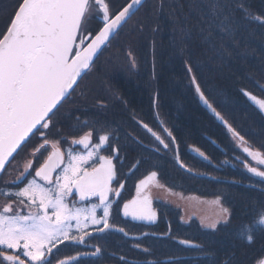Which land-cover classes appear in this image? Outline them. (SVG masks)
<instances>
[{"label":"trees","instance_id":"1","mask_svg":"<svg viewBox=\"0 0 264 264\" xmlns=\"http://www.w3.org/2000/svg\"><path fill=\"white\" fill-rule=\"evenodd\" d=\"M16 4L0 0V20L5 7L13 14ZM224 16L231 34L218 27ZM252 17L264 18V0H148L101 53L89 80L82 79L45 131L64 148L84 129L93 131L94 143L99 135H110L111 148L105 145L101 154L113 157L117 180L124 184L110 216L117 231L89 238L87 248L60 245L61 257L94 251L90 246L99 247L100 255L82 259L83 264H255L264 256V225L258 224L264 216L259 189L264 183L246 171L249 164L233 133L203 105L195 87L199 84L246 143L264 153V112L244 94L264 99V23ZM128 51L138 58V72L127 65ZM78 90L82 95L73 97ZM145 124L169 144L167 149ZM178 155L191 171L178 166ZM152 171L171 191L220 199L229 209L227 225L209 230L196 219L186 223L179 208L163 202L154 203L152 224L124 217L123 203L135 197L138 182ZM249 227L254 229L251 244L241 236Z\"/></svg>","mask_w":264,"mask_h":264},{"label":"snow or ice","instance_id":"2","mask_svg":"<svg viewBox=\"0 0 264 264\" xmlns=\"http://www.w3.org/2000/svg\"><path fill=\"white\" fill-rule=\"evenodd\" d=\"M141 4L142 0H129L126 6L113 12L110 0H17L15 11L0 32V174L6 173V166L11 167L18 150L22 151L34 135L41 136L42 142L33 149L32 156L35 158L41 150L47 155L35 168L33 161H28L24 171L13 180L16 190L0 193L12 198L0 207V264H83L82 256H95L100 252L99 247L93 246L92 252L77 251L61 257L60 245L87 248L86 237L91 236L92 231L103 233L113 228L111 209L124 184L117 180L113 157L101 154L105 145L111 148L110 135L101 134L94 143L93 131L88 130L72 138L65 149L60 139H49L45 130L53 126L52 118L63 106L62 102L74 93L78 80L87 74L101 47L106 46L109 38ZM240 7L247 15L244 6ZM213 9L219 18L217 6L213 5ZM94 12L102 27L91 32L87 25ZM252 19L264 22L260 17ZM218 27L231 34L227 16ZM192 79L195 82V77ZM195 87L203 103L224 121L199 84ZM244 94L264 111V99L247 91ZM144 128L165 149L169 147L147 124ZM228 128L242 144L246 143L230 125ZM167 135L175 143L172 133ZM74 146L82 150H75ZM113 151L118 155V150ZM196 152L207 159L198 148ZM243 152L264 165V153L249 147H243ZM247 170L264 182V171L256 167ZM157 177L158 173L152 171L138 182L135 197L123 203L124 217L130 216L134 221L156 220L149 187ZM74 194L78 201L72 199ZM213 203L219 211L207 227L216 230L221 224L227 225L230 213L220 205L219 199ZM14 204L17 207L14 208ZM258 224L264 225V216L259 218ZM119 231L125 230L120 228ZM241 236L251 244L254 229H245ZM179 243L198 247L185 240ZM144 252L150 255L147 249ZM255 264H264V256L258 257Z\"/></svg>","mask_w":264,"mask_h":264},{"label":"rangeland","instance_id":"3","mask_svg":"<svg viewBox=\"0 0 264 264\" xmlns=\"http://www.w3.org/2000/svg\"><path fill=\"white\" fill-rule=\"evenodd\" d=\"M123 2H122V0H110V6H111L112 11L116 12V10L122 6ZM233 6H235V5H233ZM94 14L95 13L92 14L91 18L89 19L88 25H87L88 30L91 32H94V27L96 26V24L93 23ZM261 21H264V18ZM261 23H264V22H261ZM131 31H133V29H131L130 32ZM126 59H127V65L130 67V69L134 72H138L137 66L139 64H138L137 56H135L133 52L128 51L127 55H126ZM98 62H99V60L97 62H95L94 65L97 64ZM86 80H87V78H86ZM78 93L79 92L76 93V96L78 95ZM248 100L251 101L253 104H255V102L250 100L249 97H248ZM233 141L235 142L236 146L239 147L241 150H243V147H250V149H251V146L249 144H247V143L242 144L234 136H233ZM251 150H253V149H251ZM32 151H33V149L29 150V151L22 150L15 157V160L12 163L11 167H8L6 173L2 177L1 183H3V182L5 183V180H10L12 178L13 179L16 178L19 173L24 171L25 165L28 163V161H30V160L34 161V157L32 156ZM40 153H37L36 155H39ZM46 154H47V152H46ZM244 154L246 156H243V158L249 164L248 168L249 167H256L258 169V171H264V165L258 164L251 157H248L246 153H244ZM45 158H46V155H45ZM246 171L248 172V170H246ZM249 174L253 178H255V180L261 182V178L255 177L254 174H252V173H249ZM157 179H158V177H157ZM262 183H264V182H262ZM149 193H150V196L152 198L153 209L155 211H156V209L154 208L155 202H163V203L170 204V205L175 206L181 210L182 221L188 223L191 220L196 219L202 225V227L205 229L210 230V228L207 227V224L211 222V220L215 217V213H217L219 211V207L213 203L215 200H217V198L211 200V199H201L195 195L185 196V195L180 194L176 191H173V190L171 191V190L165 188L158 180L152 182V184L149 187ZM4 204L5 203L3 201H0V207H3ZM220 205L223 206L221 200H220ZM25 211H26V209H25ZM156 213H157V211H156ZM129 218L132 220V218L130 216H129ZM156 220H157V218H156ZM156 220H154L152 222H148V221H138V222H144V223L152 224V223L156 222Z\"/></svg>","mask_w":264,"mask_h":264},{"label":"flooded vegetation","instance_id":"4","mask_svg":"<svg viewBox=\"0 0 264 264\" xmlns=\"http://www.w3.org/2000/svg\"><path fill=\"white\" fill-rule=\"evenodd\" d=\"M124 0H122V2H123ZM123 4V3H122ZM5 6V5H4ZM5 12H4V14L2 15V19L0 20V32H3L4 31V29H5V27H6V25H7V22H8V20L10 19V17H11V15H12V9L10 8V7H5ZM119 9H117L116 11H118ZM95 13V12H94ZM96 17V13L94 14V17H93V23L94 24H96V26L94 27V32H96L100 27H102V25L98 22V20L95 18ZM88 76V77H87ZM87 76H85L86 78H87V80H89V78H90V75H87ZM80 90H78V92H79ZM82 95V93H80V95H78V97L79 96H81ZM73 97H76V92H75V94H74V96ZM73 100H75V99H73ZM100 105H103L102 103H100ZM81 117V116H80ZM80 120H83V118H81ZM86 131H88L87 129H84V130H81L80 132H79V135L77 136V138L79 137V136H81V135H83L84 134V132H86ZM59 136H61V135H59ZM58 136V137H59ZM69 138V137H68ZM92 139H93V137H92ZM70 141H71V139L69 140V144H70ZM42 142V137L41 136H39V135H34L33 136V138L30 140V142L27 144V146L24 148V150L25 151H29V150H32V149H34V148H36L40 143ZM68 143V142H67ZM69 144H68V146H69ZM63 145H64V142L63 143H61V147L62 148H64L63 147ZM67 146V147H68ZM66 147V148H67ZM65 148V149H66ZM74 148H75V150H82L81 148H80V146H74ZM45 155H47L46 154V151L45 150H42L41 151V153L39 154V155H36V157L34 158V161H33V168H35V167H37L38 166V164L39 163H41L42 161H43V159L45 158ZM113 163L115 164V162H114V159H113ZM15 179V178H14ZM13 178L12 179H10V180H5V183L3 182V183H0V191L2 190L3 192L5 191V190H16L17 189V185L16 184H13V180H14ZM114 182V181H113ZM22 186V185H21ZM113 187H114V185H113ZM121 194H122V192H121ZM121 194H120V197L119 198H121ZM119 198H116L114 201H113V205H114V203L119 199ZM10 199H12V198H6V197H4L3 195H0V201H3L4 203H7V202H9V200ZM72 199L73 200H75V201H78V197L74 194L73 195V197H72ZM85 203H87V202H85ZM15 207H17V205H15L14 204V208ZM112 210H113V207H112V209H111V214H112ZM90 247H93V246H90Z\"/></svg>","mask_w":264,"mask_h":264},{"label":"water","instance_id":"5","mask_svg":"<svg viewBox=\"0 0 264 264\" xmlns=\"http://www.w3.org/2000/svg\"><path fill=\"white\" fill-rule=\"evenodd\" d=\"M148 0H142V4H141V6L139 7V9L135 12V14L134 15H131V17L127 20V22L126 23H124L123 25H122V27H120L119 29H117L116 31H115V33H114V35L112 36V37H110L109 38V41L107 42V44H106V46H102L101 47V50L97 53V57L96 58H94V62H95V60L98 58V56L102 53V51L109 45V43L114 39V37L118 34V32L137 14V12L143 7V5L147 2ZM126 6V5H125ZM93 62V63H94ZM91 68V67H90ZM83 78V77H82ZM81 80V79H80ZM80 80H78V83L80 82ZM76 88V87H75ZM67 100V99H66ZM203 102V101H202ZM63 103V102H62ZM203 105L205 106V107H207L204 103H203ZM216 116V115H215ZM217 118V120L223 125V126H225L227 129H229L228 128V124H225L224 123V121H221L218 117H216ZM151 134V133H150ZM20 150H18V152H19ZM17 155V154H16ZM15 155V156H16ZM177 162H178V165L181 167V161H180V159H179V155H178V157H177ZM6 168H7V166H6ZM182 169H185V170H187L185 167H181ZM1 176H2V174H0V178H1ZM109 230H112V229H109ZM109 230H106V231H109ZM105 231V232H106ZM105 232H103V233H105ZM103 233H100V232H95V233H92V235L91 236H94V235H100V234H103ZM90 237V236H89ZM89 237H86V239L87 238H89ZM100 254V252L97 254V255H95V256H98ZM91 255H88V256H82V259L83 258H88V257H90Z\"/></svg>","mask_w":264,"mask_h":264},{"label":"bare ground","instance_id":"6","mask_svg":"<svg viewBox=\"0 0 264 264\" xmlns=\"http://www.w3.org/2000/svg\"><path fill=\"white\" fill-rule=\"evenodd\" d=\"M249 148H250V147H249ZM251 149H253L254 151H258V150L254 149V148H252V147H251Z\"/></svg>","mask_w":264,"mask_h":264}]
</instances>
